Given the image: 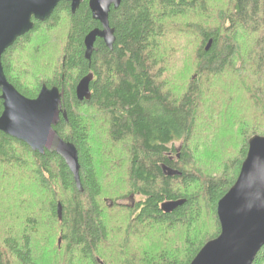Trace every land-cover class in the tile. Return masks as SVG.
Wrapping results in <instances>:
<instances>
[{
    "label": "trees",
    "instance_id": "obj_1",
    "mask_svg": "<svg viewBox=\"0 0 264 264\" xmlns=\"http://www.w3.org/2000/svg\"><path fill=\"white\" fill-rule=\"evenodd\" d=\"M108 20L113 48L97 39L90 61L83 40L100 24L88 0L74 14L60 3L2 56L24 97L42 86L62 94L67 119L55 130L76 148L83 192L60 157L0 132V264H190L219 236L217 204L249 140L264 137V0H123ZM27 50L45 52L43 68ZM31 70L33 88L19 77ZM88 74L91 96L79 102ZM127 197L133 207L119 204Z\"/></svg>",
    "mask_w": 264,
    "mask_h": 264
},
{
    "label": "water",
    "instance_id": "obj_2",
    "mask_svg": "<svg viewBox=\"0 0 264 264\" xmlns=\"http://www.w3.org/2000/svg\"><path fill=\"white\" fill-rule=\"evenodd\" d=\"M123 0H88L92 19L100 24L84 40V58L90 61L97 39L112 50L114 30L109 25L111 9H118ZM183 1V0H175ZM62 2L70 5L72 14L83 0H0V132L27 145L33 152H45L60 157L73 176L78 192L83 189L79 178L76 148L60 138L55 128L67 114L62 107V94L56 87L42 86L35 99L21 95L6 79L1 59L15 41L34 28V22L47 21ZM212 41L205 48L208 51ZM93 75L83 77L75 88L79 102L90 99ZM167 177L181 174L166 166ZM184 200L164 202L160 210L170 214L184 204ZM219 236L203 246L190 264H253L264 247V137L255 136L248 142L246 157L231 189L217 204ZM58 219L62 208L58 204Z\"/></svg>",
    "mask_w": 264,
    "mask_h": 264
},
{
    "label": "rangeland",
    "instance_id": "obj_3",
    "mask_svg": "<svg viewBox=\"0 0 264 264\" xmlns=\"http://www.w3.org/2000/svg\"><path fill=\"white\" fill-rule=\"evenodd\" d=\"M37 41H38V39L33 40L30 46L34 47L37 44H39ZM21 53L22 54L24 53L23 55L21 54V56H23L25 61L28 62L29 64L35 63L36 65H39V67H41V68L44 67V63H46V60H44V58H42V57H44L43 54L45 55V52H43V54H40L41 56L38 53L33 54V52L32 51L30 52L29 50H27L25 52H21ZM29 54H31V55H29ZM36 65H34V66H36ZM45 76L47 77V73L45 74ZM19 77H20V81L23 85H25L27 87H32V88H33L34 83L38 82L39 79L41 78L40 74L36 70H31V73L28 72L27 74L26 73L22 74ZM135 200H137V198L135 199L133 197H127L126 199L119 201V204L130 205L133 207ZM208 228L210 230H212V223L211 222L208 224ZM169 234L175 235L174 237H176V238L183 237V232L180 229L172 231V232L168 233L167 235H169ZM61 243H62L61 239L58 238L57 246L60 247Z\"/></svg>",
    "mask_w": 264,
    "mask_h": 264
}]
</instances>
